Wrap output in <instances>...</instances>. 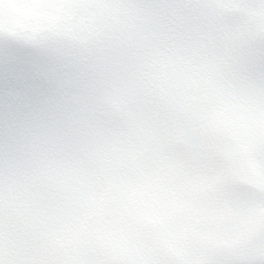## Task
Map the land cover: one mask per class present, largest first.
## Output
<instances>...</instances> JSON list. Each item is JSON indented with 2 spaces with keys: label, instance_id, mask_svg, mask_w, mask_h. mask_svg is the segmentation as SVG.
<instances>
[{
  "label": "clouds",
  "instance_id": "9594fccd",
  "mask_svg": "<svg viewBox=\"0 0 264 264\" xmlns=\"http://www.w3.org/2000/svg\"><path fill=\"white\" fill-rule=\"evenodd\" d=\"M0 264H264V0H0Z\"/></svg>",
  "mask_w": 264,
  "mask_h": 264
}]
</instances>
